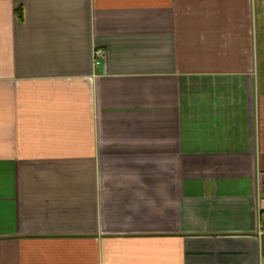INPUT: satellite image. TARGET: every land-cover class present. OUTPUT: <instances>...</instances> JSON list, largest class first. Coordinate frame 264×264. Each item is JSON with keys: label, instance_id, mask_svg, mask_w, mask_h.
<instances>
[{"label": "crops", "instance_id": "1", "mask_svg": "<svg viewBox=\"0 0 264 264\" xmlns=\"http://www.w3.org/2000/svg\"><path fill=\"white\" fill-rule=\"evenodd\" d=\"M260 228L264 0H0V264H264Z\"/></svg>", "mask_w": 264, "mask_h": 264}, {"label": "built area", "instance_id": "2", "mask_svg": "<svg viewBox=\"0 0 264 264\" xmlns=\"http://www.w3.org/2000/svg\"><path fill=\"white\" fill-rule=\"evenodd\" d=\"M94 59L96 64H101L102 62L106 61V53L103 48H96L94 52ZM264 233V229L260 228L259 234L262 236Z\"/></svg>", "mask_w": 264, "mask_h": 264}]
</instances>
